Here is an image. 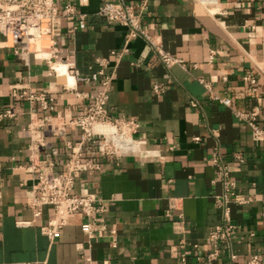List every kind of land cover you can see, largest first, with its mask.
<instances>
[{
  "label": "crops",
  "instance_id": "1",
  "mask_svg": "<svg viewBox=\"0 0 264 264\" xmlns=\"http://www.w3.org/2000/svg\"><path fill=\"white\" fill-rule=\"evenodd\" d=\"M67 2L86 15L85 27L69 33L74 23L60 19L58 59L73 51L83 75L98 70L96 59L102 62L111 77L108 112L137 123L133 138L143 151L100 157L83 146L81 162L98 169L76 170L72 194L101 202L103 212L93 218L105 232L88 238L85 216L76 212L46 235L42 228L53 220V208L42 207L38 217L29 208L27 127L42 125L38 154L53 162V175L64 172L69 147L81 139L69 121L87 107L99 82L73 78L68 85L51 74L44 61L47 37L25 51L0 35V113L12 114L0 120V264H243L254 253L264 264V140L255 141L236 114L256 108L264 131V0H122L140 14L151 43L180 61L169 69L147 40L126 41L124 27L98 16L99 0L58 5ZM31 93L52 97L53 111L28 102L23 95ZM216 149L226 182L235 184L229 203L233 260L224 246L208 258L209 234L221 223Z\"/></svg>",
  "mask_w": 264,
  "mask_h": 264
},
{
  "label": "built area",
  "instance_id": "2",
  "mask_svg": "<svg viewBox=\"0 0 264 264\" xmlns=\"http://www.w3.org/2000/svg\"><path fill=\"white\" fill-rule=\"evenodd\" d=\"M59 0H0V35L11 37L15 44L20 45L25 51H29V44L37 41V38L47 37L50 41L48 46L50 56L44 57L49 71L57 76L55 66L62 65L66 75L75 78L77 81L86 83L99 82V90L88 97L89 104L80 114L71 118L69 125L80 132V142L70 148L69 159L65 165L64 172L53 175V162L40 158L38 151L44 145L45 138L41 130L42 125H36L31 121L27 127L29 134V159L30 165L27 170L32 175L33 198L29 208L34 217L41 214V208L51 206L54 211V218L42 228L48 236L59 231L76 212H81L86 219L82 225V231L88 238H93L95 234L102 235L105 232L103 225H98L93 218L94 215L103 212L101 202L93 195L76 196L72 194L74 187V174L76 170L96 168L98 165L90 161L81 162L83 156V146L90 145L100 157L138 154L143 151V143L134 139L133 135L137 130V123L131 119L114 118L107 109L108 92L110 89L111 77L104 75L103 65L99 59L95 62L98 65L97 71L89 74H80L74 65V52H66L64 59L59 60L54 38L59 35L60 19L64 18L74 23L69 29V33L84 29L86 15L80 13L70 3L63 6L58 5ZM83 5L88 0H80ZM100 5L97 15L106 20L107 23H116L124 27L127 31L128 39L142 37L153 47L160 63L169 69L171 66L180 64L178 59L171 57L168 53L153 45L149 37L140 27V14L134 12L130 5H126L122 0H99ZM213 0H208L212 2ZM207 2V1H205ZM214 53L211 52L209 59L212 60ZM91 69V68H90ZM98 81V79H100ZM251 84L254 80L247 76L245 78ZM254 92V90H251ZM30 103H38L43 111H53V98L45 93L24 94ZM225 106L230 105L229 99L222 100ZM191 107H198L195 101L190 103ZM237 116L245 120L251 130L255 141L264 140V131L260 130L256 124L257 109L250 113H238ZM9 111L0 113V120L11 117ZM113 129L117 136L115 138L106 137L101 128ZM197 140V138H195ZM239 162L241 160L239 159ZM212 163L216 167L218 177L223 185L221 195L214 197L215 205L220 210L221 223L209 234V241L212 249L208 258H217L220 247L224 246L229 253L231 260L234 256L231 253V239L234 225L231 223L229 203L234 195L235 184L226 182L227 170L222 164L218 150L212 155ZM264 219V212L262 213ZM110 235L113 231L109 232ZM252 237L253 234L251 233ZM114 246V245H113ZM243 264H261V257L258 253L251 255Z\"/></svg>",
  "mask_w": 264,
  "mask_h": 264
},
{
  "label": "bare ground",
  "instance_id": "3",
  "mask_svg": "<svg viewBox=\"0 0 264 264\" xmlns=\"http://www.w3.org/2000/svg\"><path fill=\"white\" fill-rule=\"evenodd\" d=\"M40 53H43V52H39V54ZM55 71H56L58 78H60V79L64 78L65 81L68 83V85L73 84L72 77L66 75L65 68L62 65L57 64L55 66ZM100 131L108 138H115V136H117L116 132L113 129H110L108 127L101 128Z\"/></svg>",
  "mask_w": 264,
  "mask_h": 264
},
{
  "label": "rangeland",
  "instance_id": "4",
  "mask_svg": "<svg viewBox=\"0 0 264 264\" xmlns=\"http://www.w3.org/2000/svg\"><path fill=\"white\" fill-rule=\"evenodd\" d=\"M48 57V56H47Z\"/></svg>",
  "mask_w": 264,
  "mask_h": 264
}]
</instances>
